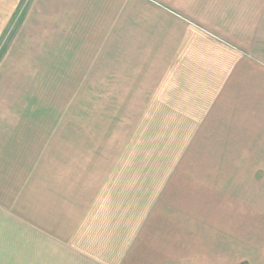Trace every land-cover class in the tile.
Here are the masks:
<instances>
[{
    "label": "crops",
    "instance_id": "1",
    "mask_svg": "<svg viewBox=\"0 0 264 264\" xmlns=\"http://www.w3.org/2000/svg\"><path fill=\"white\" fill-rule=\"evenodd\" d=\"M25 1L0 0V38L22 10L27 61L168 111L217 163L138 168L64 200L59 264H264V0ZM194 108L187 124L179 111Z\"/></svg>",
    "mask_w": 264,
    "mask_h": 264
},
{
    "label": "rangeland",
    "instance_id": "2",
    "mask_svg": "<svg viewBox=\"0 0 264 264\" xmlns=\"http://www.w3.org/2000/svg\"><path fill=\"white\" fill-rule=\"evenodd\" d=\"M20 12L0 38V210L16 200L14 223L0 215V264H59L64 200L97 194L106 182L136 181L138 168L217 163L201 158L199 140H182L187 126L170 125L168 111L137 109L146 105L138 95L72 77L76 71L64 64L27 61ZM179 112L187 124L199 123L200 110ZM6 191L13 193L8 202Z\"/></svg>",
    "mask_w": 264,
    "mask_h": 264
},
{
    "label": "trees",
    "instance_id": "3",
    "mask_svg": "<svg viewBox=\"0 0 264 264\" xmlns=\"http://www.w3.org/2000/svg\"><path fill=\"white\" fill-rule=\"evenodd\" d=\"M242 264H246V263H242Z\"/></svg>",
    "mask_w": 264,
    "mask_h": 264
}]
</instances>
